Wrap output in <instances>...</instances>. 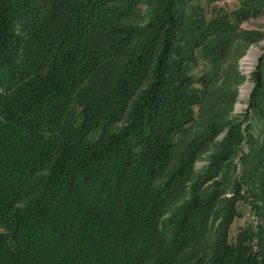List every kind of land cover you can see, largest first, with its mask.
<instances>
[{
  "label": "trees",
  "instance_id": "trees-1",
  "mask_svg": "<svg viewBox=\"0 0 264 264\" xmlns=\"http://www.w3.org/2000/svg\"><path fill=\"white\" fill-rule=\"evenodd\" d=\"M192 1L0 0V264H264V56L243 115L225 66L264 0Z\"/></svg>",
  "mask_w": 264,
  "mask_h": 264
},
{
  "label": "rangeland",
  "instance_id": "rangeland-1",
  "mask_svg": "<svg viewBox=\"0 0 264 264\" xmlns=\"http://www.w3.org/2000/svg\"><path fill=\"white\" fill-rule=\"evenodd\" d=\"M240 0H216L214 2L207 3L205 1H192L191 4L200 6L205 14L206 17L209 18L211 16V11L214 8H222L225 11H231L235 8H237L240 5ZM145 11L144 5L140 6V10L137 14V16H133L132 21H141L142 15ZM240 28L242 30L246 31H253L262 34V36H259L256 38L255 41L249 43V44H241L238 39L234 43V46L232 47V50L230 52V55L228 57V62L225 64V66L229 65L231 62H236V67L240 75L242 76L243 80L242 83L237 88V98L233 106L232 115L238 116L243 115L245 111L248 108V101L251 95V92L254 88V82L252 75L256 71V68L259 65V60L262 56H264V2L259 9L258 13L256 15H251L247 17L246 19L242 20L240 22ZM244 48V49H243ZM243 50V51H242ZM255 53V60L253 61L252 65L245 66L243 65L244 59L251 53ZM202 66H200L197 70H194V74H200L202 71L207 70V65L205 63H201ZM232 64V63H231ZM230 64V65H231ZM262 73L264 77V57H263V65H262ZM248 88V93L245 94L244 97H241V91L243 88ZM257 125V122H255ZM122 123L115 124L112 130L118 129ZM259 126V125H258ZM259 127L255 126L254 133L256 135L259 134ZM223 137V134H220L216 141L221 140ZM247 145L243 146V151H247ZM213 149V144H211L206 151H204L200 156L198 157L197 161L195 162V170L199 171L202 167H204L207 164V157L211 153ZM236 166V173H241L242 171V165L238 158H236L233 162ZM237 210L240 213V217L234 219L230 233H229V240L231 243H233L236 239L237 234L239 231L245 227H248L250 225L256 226L259 221L253 216V213L251 212L249 206L246 203H243L242 201L238 202L237 204Z\"/></svg>",
  "mask_w": 264,
  "mask_h": 264
},
{
  "label": "bare ground",
  "instance_id": "bare-ground-1",
  "mask_svg": "<svg viewBox=\"0 0 264 264\" xmlns=\"http://www.w3.org/2000/svg\"><path fill=\"white\" fill-rule=\"evenodd\" d=\"M255 51L254 52H251L243 61V65L245 66H249V65H252L253 61L255 60ZM248 88H243L242 91H241V97H244L245 94L248 93Z\"/></svg>",
  "mask_w": 264,
  "mask_h": 264
}]
</instances>
